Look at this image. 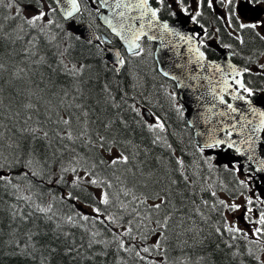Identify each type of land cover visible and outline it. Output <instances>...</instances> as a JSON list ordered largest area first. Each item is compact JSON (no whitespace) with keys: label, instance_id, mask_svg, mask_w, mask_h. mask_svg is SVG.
Segmentation results:
<instances>
[{"label":"trees","instance_id":"trees-1","mask_svg":"<svg viewBox=\"0 0 264 264\" xmlns=\"http://www.w3.org/2000/svg\"><path fill=\"white\" fill-rule=\"evenodd\" d=\"M28 4L0 0V264L264 261V235L227 230L239 178L197 145L153 49L117 72L56 10L28 24Z\"/></svg>","mask_w":264,"mask_h":264},{"label":"water","instance_id":"water-1","mask_svg":"<svg viewBox=\"0 0 264 264\" xmlns=\"http://www.w3.org/2000/svg\"><path fill=\"white\" fill-rule=\"evenodd\" d=\"M97 1L101 3V0ZM140 3L141 0H107V6L102 7L98 19L119 38L121 46L129 54L133 53L128 51L133 34L146 33L141 35V39L146 37L157 44L155 58L159 70L163 75L167 72L165 76L176 83L180 92L179 101L196 142L205 148L222 146V151L218 153L220 160H227L231 151L236 152L242 165H251L264 185V165L260 163L264 161V124L261 123L264 121V115H261L264 104H257L251 97L240 93L239 89L242 88L236 80L243 82V68L233 62L227 50L222 52L219 60L209 59L199 47L197 39L186 29L189 23L186 19L169 22L162 21L158 15H144L145 9L139 7ZM57 5L66 19L77 13L74 11L71 17L66 16V11L72 10L68 0H62ZM148 7L152 8L149 3ZM164 24H168L172 31L165 29ZM72 25L84 40L100 45L99 35L92 24ZM153 36L156 38L152 39ZM140 40L137 43L140 44ZM101 45L110 63L118 67L114 63V56L119 52L123 58L121 49ZM138 50L134 49V52ZM221 97L227 103H221ZM228 104L237 111H231ZM145 114L150 118L148 111ZM249 156H252L251 160Z\"/></svg>","mask_w":264,"mask_h":264},{"label":"flooded vegetation","instance_id":"flooded-vegetation-1","mask_svg":"<svg viewBox=\"0 0 264 264\" xmlns=\"http://www.w3.org/2000/svg\"><path fill=\"white\" fill-rule=\"evenodd\" d=\"M154 8H158L161 19L176 21L180 18L193 20L192 16L199 11L196 16L195 25L191 27L193 34L199 39L203 50L211 58H218L223 49L235 50V59L241 64H247L254 59L252 74L256 78H264V0H256V3L249 5L247 0H237L238 6L235 9L236 15H232V9L227 4H222L219 0H213V7L209 8L207 2L198 7V0H164L161 5L158 0H150ZM187 8V13L182 9ZM175 13V15H173ZM256 24L255 28L239 25ZM254 34L252 37L251 52L244 53L247 46V34ZM236 40V42L234 41ZM229 43V44H228ZM152 48V45H150ZM250 56L252 58H250ZM246 207L244 206V210ZM245 212L241 219L246 226L252 224L245 220Z\"/></svg>","mask_w":264,"mask_h":264},{"label":"snow or ice","instance_id":"snow-or-ice-1","mask_svg":"<svg viewBox=\"0 0 264 264\" xmlns=\"http://www.w3.org/2000/svg\"><path fill=\"white\" fill-rule=\"evenodd\" d=\"M55 2L57 4H59V3L62 2V0H55ZM158 2L162 5L164 3V0H158ZM179 2H182V0H179ZM204 2H205V0H198V7L200 5H202ZM206 2H207V6L209 8H212L213 7V0H206ZM219 2L222 3V4H227L233 10L232 11V15H236L235 9L238 6L237 0H219ZM68 3L71 5V9L72 10L66 11V16L67 17H71L73 15L74 11H77V12L79 11V5L77 3V0H68ZM148 3H149V0H141V3L139 5V7L145 9L144 15H148L150 13V17H156L157 16V12L159 11V9L158 8L157 9L149 8L148 7ZM247 3L249 5H252V4L256 3V0H247ZM105 6H107V0H101L100 7H105ZM116 6L117 7H120L119 4H117ZM26 7L29 10H32L34 8V14L31 15L30 17H25L26 22L28 24H30V25H35L38 21L44 20V18L49 14L48 12L43 11V3L41 2V0H37V4L36 5L28 4V5H26ZM55 10L56 9H54V8H49V11H55ZM23 11H24V9H21V12H23ZM182 11H184L185 13H187L188 10H187V8H184V9H182ZM200 14L201 13L199 11L195 12V14L192 16L193 21H195L196 16H199ZM120 15H123V14L121 13ZM173 15H175V13H173ZM49 23H51V21H49ZM109 23H110V21H109ZM239 26L241 28H244V27H252V28H255L257 25L256 24L245 25V24L241 23ZM163 27L165 29L169 30V31H172L171 29H169L168 24H164ZM113 31L115 32L116 29L113 28ZM116 34L117 35H120L119 32H117ZM144 34H146V33H135V34H133V38L131 39L130 46L128 48V51L129 52H133V54H135V55H139L140 54L139 52H134V49H139L140 48V44L137 43V41H139L141 39V35H144ZM155 38L156 37H154V36L152 37V39H155ZM188 39H191V37H188ZM97 47H99V45H97ZM200 55L203 56V53H200ZM114 63L116 65H119V66H122L125 63L124 59L120 56V53L119 52H116L115 53ZM119 66L116 67V69H115L117 72H119V70H120V67ZM0 67H2V66H0ZM70 71L75 72V71H77V69L75 68V66H73V68ZM79 71H82V67H81V69H79ZM243 71L247 72L248 69H244ZM167 74L168 73L166 72L165 75H167ZM237 75H240V73H237ZM236 83L239 84L240 87L245 92H247L249 94V96H251V95L254 94L253 93V90L250 89V88H248V87H246V85L242 81L236 80ZM240 99H245V98L244 97H240ZM220 100H221V103H227V101H225L223 99V97H221ZM228 108L231 109V111H233V112L237 111V109L233 108L231 104H228ZM261 115H264V113H261ZM65 123H67V121H65ZM261 123L264 124V121H262ZM161 127H162V125H161ZM218 143H220V142H218ZM246 143H247V141H246ZM229 147H231V145H229ZM249 147L251 148L252 145L249 144ZM249 159L251 160L252 159V156H249ZM118 161H127V157L119 156V157H117V159L113 160V163L115 164ZM260 163L262 165H264V161H260ZM3 179H5V177L0 176V180H3ZM81 179H82L81 177H76V180L74 181V183L80 181ZM90 183L95 184V183H97V181L96 180H92V181H90ZM240 183L242 185H245L246 186L245 181L242 180V181H240ZM102 203H104V204H108L109 203L107 193H104L103 194ZM220 203L221 204H224L225 202L224 201H221ZM247 203L248 204H251L252 201L249 200ZM154 207L156 209H159L160 208V205L159 204H156ZM226 207H228L230 210H239L242 206L239 205V204H236V203H232L230 205H226ZM50 210H51L50 208L49 209H42V211H50ZM94 211L97 214H99L100 209L97 208V209H94ZM251 211H252V209L250 207H246L245 217H244L245 220H247V213H249ZM82 218L84 220H88L89 219L88 216H83ZM69 220H71V217H69ZM257 223L260 224V225H264V213H261L260 214ZM227 230L229 232L242 233L245 237L247 236V233H243V230L240 229L237 226H229ZM217 231H219V229H217ZM127 234L128 233L126 232L125 235H127ZM253 235L254 236H257V237H259L261 235H264V228L257 227L254 230ZM155 247L159 248V244L157 243L155 245ZM143 251L144 252H149L150 249L149 248H144ZM256 259H257V261H260V258L258 256L256 257ZM260 264H264V261H260Z\"/></svg>","mask_w":264,"mask_h":264},{"label":"rangeland","instance_id":"rangeland-1","mask_svg":"<svg viewBox=\"0 0 264 264\" xmlns=\"http://www.w3.org/2000/svg\"><path fill=\"white\" fill-rule=\"evenodd\" d=\"M41 2L43 3V11L48 12L50 8L48 2L46 0H41ZM86 2L89 6L93 5V0H86ZM27 11L29 12L30 15L34 14V8L32 10L27 9ZM258 101L261 103H264V90L260 92ZM226 165L232 168L239 175V178L241 181L242 180L244 181L245 179L247 182V186H248V187L245 186V189L248 192V196H246L245 194H241L235 197H231V196L225 197V201L227 205L236 203L242 206L239 210H230L228 207H226V212H227L229 223L233 226H237L240 229L246 231L251 236H254L253 235L254 230L259 226V224L257 223V220L259 219L260 214L263 213V210H264V188L261 189L256 179H254L253 177L251 176L247 177L250 173V170H245L242 167L237 156H231L229 158V162H227ZM250 195L254 199L253 207H250V204L247 203L250 200V198H248ZM244 205H248V207H250L251 209L255 208L259 214V216L256 217V216H253L252 211L247 213V219L250 220L248 216L251 215V220L254 221L253 226L248 227V228H246L240 222V219H239V216L243 210Z\"/></svg>","mask_w":264,"mask_h":264},{"label":"bare ground","instance_id":"bare-ground-1","mask_svg":"<svg viewBox=\"0 0 264 264\" xmlns=\"http://www.w3.org/2000/svg\"><path fill=\"white\" fill-rule=\"evenodd\" d=\"M4 39V38H3ZM11 42V41H10ZM4 78V77H3ZM24 100V99H23ZM77 113V112H76ZM139 122V121H138ZM114 125V124H113ZM136 125V124H135ZM35 140V139H34ZM35 142V141H34ZM140 172V171H139ZM30 179V178H29ZM80 192V191H79ZM20 244V243H19Z\"/></svg>","mask_w":264,"mask_h":264}]
</instances>
